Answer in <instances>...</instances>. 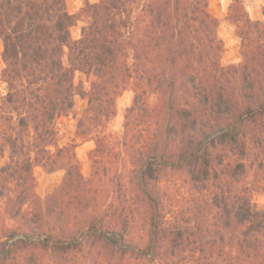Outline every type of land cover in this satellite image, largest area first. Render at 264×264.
I'll return each instance as SVG.
<instances>
[{"label":"trees","instance_id":"1","mask_svg":"<svg viewBox=\"0 0 264 264\" xmlns=\"http://www.w3.org/2000/svg\"><path fill=\"white\" fill-rule=\"evenodd\" d=\"M81 1L0 0V264H264V10L230 5L240 60L223 65L208 0ZM126 89L111 174L105 128ZM76 96L88 178L58 145ZM34 167L64 171L43 198Z\"/></svg>","mask_w":264,"mask_h":264},{"label":"rangeland","instance_id":"2","mask_svg":"<svg viewBox=\"0 0 264 264\" xmlns=\"http://www.w3.org/2000/svg\"><path fill=\"white\" fill-rule=\"evenodd\" d=\"M90 3H97L99 0H88ZM235 0H208V10L212 16L218 20L217 33L221 39L224 47V51L221 58L223 65L236 64L240 60V39L235 35L234 26L228 20V11L230 5ZM242 3L245 11L252 20H263L262 11L264 10V0H238ZM67 10L71 13L78 12L82 7L81 0H65ZM84 21L79 20L75 26L71 28V36L73 39H77L80 34V29L83 26ZM2 43L0 41V72L3 68V62L1 60ZM75 83L82 82L85 89L88 88L89 80L83 75L75 74ZM5 93V85L0 80V95ZM133 98V92L130 89H126L116 99L115 108L116 115L108 123L105 128V133L108 134L106 144L110 147L107 151V156L104 159L105 164L111 169V174L118 170H122L124 167L123 156L119 153L120 141L123 135V115L125 109L131 104ZM86 107V99L79 96L75 97L74 114L67 117H61L56 121V129L58 133V145H74V152L77 156L81 173L85 178L90 174V160L88 158L89 152L95 147V142L90 138H78L75 136V127L78 118L82 111ZM5 159H1L3 163ZM33 174L35 177L36 185L35 192L41 198L53 192V190L60 184L64 171H56L53 173H46L40 167H34ZM100 186V185H99ZM167 186V187H166ZM166 191L169 196L170 203L175 204L178 197L181 195L182 190L177 182L167 184ZM98 187V186H97ZM256 202L260 205H264V196H257ZM132 236L139 240L143 233L137 226L133 230Z\"/></svg>","mask_w":264,"mask_h":264}]
</instances>
